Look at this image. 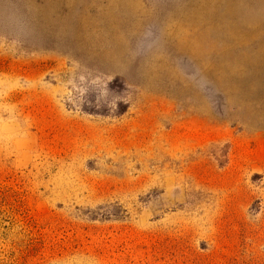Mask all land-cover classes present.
Masks as SVG:
<instances>
[{
  "label": "rangeland",
  "instance_id": "obj_1",
  "mask_svg": "<svg viewBox=\"0 0 264 264\" xmlns=\"http://www.w3.org/2000/svg\"><path fill=\"white\" fill-rule=\"evenodd\" d=\"M132 1L0 0V264H264V0Z\"/></svg>",
  "mask_w": 264,
  "mask_h": 264
},
{
  "label": "bare ground",
  "instance_id": "obj_2",
  "mask_svg": "<svg viewBox=\"0 0 264 264\" xmlns=\"http://www.w3.org/2000/svg\"><path fill=\"white\" fill-rule=\"evenodd\" d=\"M120 1V0H119ZM109 3H110V7H115L116 6V3H114V0H109ZM131 3H133L135 6H138V1L137 0H133ZM118 4V3H117ZM120 5V4H119ZM127 9V7H125ZM132 9V8H131ZM130 9V10H131ZM137 9V8H136ZM111 20V19H110ZM234 27V26H233ZM232 35H230V38L234 41V42H238V43H242L243 45L245 44V40L249 37H251V34H243L241 33V29H238L236 30V27L235 28H232ZM254 28H252L251 30H253ZM255 31H258V29H254ZM172 31V35H176L178 38L180 39H185L183 37V35H181L179 29L176 27L174 29H171ZM240 31V32H239ZM228 38V39H230ZM238 45V44H237ZM193 50H197V47H195Z\"/></svg>",
  "mask_w": 264,
  "mask_h": 264
}]
</instances>
